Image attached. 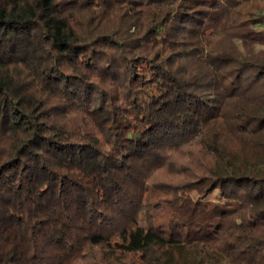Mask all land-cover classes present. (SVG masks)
<instances>
[{
    "label": "trees",
    "instance_id": "trees-1",
    "mask_svg": "<svg viewBox=\"0 0 264 264\" xmlns=\"http://www.w3.org/2000/svg\"><path fill=\"white\" fill-rule=\"evenodd\" d=\"M256 23L264 0H0V264H264Z\"/></svg>",
    "mask_w": 264,
    "mask_h": 264
},
{
    "label": "rangeland",
    "instance_id": "rangeland-1",
    "mask_svg": "<svg viewBox=\"0 0 264 264\" xmlns=\"http://www.w3.org/2000/svg\"><path fill=\"white\" fill-rule=\"evenodd\" d=\"M224 1L229 2V0ZM239 32L248 41L253 51L264 53V25L256 23L250 26L242 27L241 29H239ZM204 58L205 55H198L196 57V63L199 65L203 76L207 80H211L212 74L210 69L205 65ZM196 192L200 197L213 201L220 199L221 196L220 188L218 187V185H214L212 181H205L196 185ZM199 258L203 263L219 264L218 260L215 259L213 255L207 253H202V256H200ZM221 264H227V262Z\"/></svg>",
    "mask_w": 264,
    "mask_h": 264
}]
</instances>
